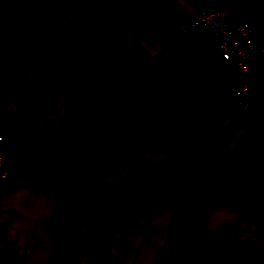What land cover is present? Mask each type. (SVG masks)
<instances>
[{"label":"crops","instance_id":"obj_1","mask_svg":"<svg viewBox=\"0 0 264 264\" xmlns=\"http://www.w3.org/2000/svg\"><path fill=\"white\" fill-rule=\"evenodd\" d=\"M237 4L242 19L256 29V44L264 47V0H0V48L44 45L58 36V48L77 75L95 71L103 59L109 75L92 93L96 112L78 156L99 197L112 206L150 174L175 177L192 170L190 183L201 186L236 160L264 161V121L236 112L240 76L217 56L218 41L209 31L186 36L204 72L219 84L229 75L236 80L226 103L232 115L216 144L207 149L198 144L187 112L167 90L166 67L182 24L203 7L230 11ZM70 103L57 68L40 83L36 56L0 82V133L8 152L0 194V264H50L63 229L57 167L69 136ZM182 206L176 188L137 196L124 232L99 264H228L229 257H240L237 264H264V231L256 229L248 210L215 194L191 231L206 249L174 245ZM119 214L100 224L104 237ZM91 237L90 229L81 233L67 264H86Z\"/></svg>","mask_w":264,"mask_h":264},{"label":"trees","instance_id":"obj_2","mask_svg":"<svg viewBox=\"0 0 264 264\" xmlns=\"http://www.w3.org/2000/svg\"><path fill=\"white\" fill-rule=\"evenodd\" d=\"M84 32L91 31L84 29ZM57 40L58 36H55L44 45L15 43L0 48V82L7 71L21 68L27 58L36 56L39 59L40 83L46 81L52 68H57L71 94L69 136L61 146L57 167V179L62 186L59 214L63 229L50 264H67L76 241L85 229L92 230L86 264H99L105 249L109 250L124 232L132 201L152 188H176L182 194V214L173 235L174 245L180 248L206 249L203 243L192 238L191 231L211 194L248 210L256 229L264 231V161L258 157L244 163L232 162L220 169L209 183L201 186L190 183L192 170L175 177L150 174L118 204H106L87 177L86 167L78 154L96 112L92 93L108 77L109 71L100 58L95 71L77 75L58 48ZM166 72L168 94L187 112L188 124L196 141L206 149L212 147L222 137L232 111L228 104L216 108L212 97L219 80L207 77L198 49L191 39L179 38L174 43ZM251 82L250 107L245 116L264 121V56L253 67ZM118 210L120 214L109 221L112 228L106 238L99 226ZM76 215L82 217L77 218ZM240 261V257L226 258L228 264Z\"/></svg>","mask_w":264,"mask_h":264},{"label":"built area","instance_id":"obj_3","mask_svg":"<svg viewBox=\"0 0 264 264\" xmlns=\"http://www.w3.org/2000/svg\"><path fill=\"white\" fill-rule=\"evenodd\" d=\"M241 10L240 4L230 11L203 7L187 18L178 30V37L184 38L189 32L201 29L209 31L217 39V56L235 68L240 76L234 101L237 113L245 116L250 107L251 72L263 58L264 47L256 44V29L242 19ZM7 159L4 136L0 133V194L8 176ZM2 246L4 244L0 241Z\"/></svg>","mask_w":264,"mask_h":264},{"label":"rangeland","instance_id":"obj_4","mask_svg":"<svg viewBox=\"0 0 264 264\" xmlns=\"http://www.w3.org/2000/svg\"><path fill=\"white\" fill-rule=\"evenodd\" d=\"M234 75H229L224 81H221L217 91L213 95V99L215 101L216 108H220L226 103H229L231 98L233 97V90L235 85ZM108 230L106 231V238L112 228V225L109 224Z\"/></svg>","mask_w":264,"mask_h":264},{"label":"water","instance_id":"obj_5","mask_svg":"<svg viewBox=\"0 0 264 264\" xmlns=\"http://www.w3.org/2000/svg\"><path fill=\"white\" fill-rule=\"evenodd\" d=\"M77 218L82 217V215H76Z\"/></svg>","mask_w":264,"mask_h":264}]
</instances>
